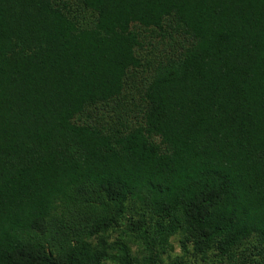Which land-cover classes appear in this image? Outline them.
<instances>
[{
    "label": "trees",
    "instance_id": "trees-1",
    "mask_svg": "<svg viewBox=\"0 0 264 264\" xmlns=\"http://www.w3.org/2000/svg\"><path fill=\"white\" fill-rule=\"evenodd\" d=\"M172 240L264 264V0H0V264Z\"/></svg>",
    "mask_w": 264,
    "mask_h": 264
},
{
    "label": "rangeland",
    "instance_id": "rangeland-1",
    "mask_svg": "<svg viewBox=\"0 0 264 264\" xmlns=\"http://www.w3.org/2000/svg\"><path fill=\"white\" fill-rule=\"evenodd\" d=\"M115 237L116 235L113 236V238ZM171 247L173 249L172 253L170 254V256H165L164 258V261L167 264L183 256L180 245L178 244V240H172ZM132 248L134 249L133 252H135L136 251L135 246H133ZM182 259H184L185 264H213L216 262L212 258H211L212 260L208 259V260L203 261L200 257H196L195 255H192L191 253H189V255L185 256L184 258L182 257Z\"/></svg>",
    "mask_w": 264,
    "mask_h": 264
}]
</instances>
